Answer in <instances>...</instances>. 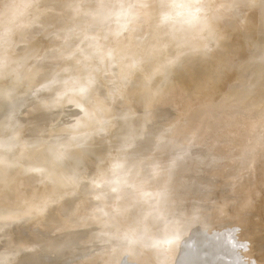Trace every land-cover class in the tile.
<instances>
[{"label":"bare ground","instance_id":"1","mask_svg":"<svg viewBox=\"0 0 264 264\" xmlns=\"http://www.w3.org/2000/svg\"><path fill=\"white\" fill-rule=\"evenodd\" d=\"M9 1L12 2L13 0ZM40 1L24 0L16 12H12L13 8L10 2L7 7H0V15L5 16L0 26V194L6 193L4 195L5 199H11V202L9 201L4 206L6 207L4 210L1 208L3 203L0 206V226L4 222L8 223L9 217L7 216L12 215L13 212L15 215H20L18 219H16L17 217L15 218L16 221L14 223L18 222V224L27 226L28 224H25L22 219L27 216L28 212L25 211L26 209L28 211L29 208H32L31 213L35 211V215L33 214L35 218L31 222L35 229L45 222L44 219L47 218L46 216L51 211L67 214L75 204L80 209L90 205L91 209L84 217L85 221H88L86 229L83 226L85 221L72 222L68 226L65 225L64 228L54 229L48 234H43L40 238H33V242H30L33 246L32 250L38 251L47 244L53 243V247H60L63 245L61 240L69 236L71 232L78 234L77 236L95 237L97 233L101 235L104 231L110 234L106 243L115 241L117 244L111 263L122 255L126 248L135 247L143 240L146 242L152 241L150 242L152 244L150 248L149 245L147 248L151 251L155 250L154 254H157L160 264H212L213 255H222L223 253L227 259L229 258L225 263L247 264L242 259L245 251L243 237L241 236L238 239V234L232 235V233H228V230L226 232V229L224 230L220 226L221 222H218L220 225L217 223V227L215 225L220 232L216 242L214 241L218 236L211 229V235L216 236L215 239L212 240V238L208 239L205 237L206 239L203 238L204 244H202L203 239H201V241H193L190 244L191 246L189 245V248L196 252H201V249L210 246L213 250V255L212 252L208 251L202 260L200 259V262L197 261V263L193 260H186L185 262L181 260V245H176V242L180 241L177 244H181L183 239H192L194 232L200 229L204 222H198V218L200 219L201 217L203 219L202 217L206 214H203V216L200 214L203 211L199 208L203 207V210H205L204 205L201 206V202V204L199 203L200 207L197 201L194 202L193 199V202L191 200L187 201L188 197L187 195L185 196L188 190L194 189L191 185L196 184L197 182H194L197 179L194 182V179H191L193 184L189 181L184 183L185 189L181 191V188L179 191V188L184 186V181L182 182L180 178L181 169H179V164L190 159L185 154L184 147L187 145L190 147L199 145L208 138H213L214 144H212L211 149L205 155L196 153V162L199 165L201 162L205 164L204 161L208 157H214L219 154L217 149L220 147V142L225 143L233 140L237 146H242L245 139L241 137V133H237L235 130L230 131L231 127L236 128V123L242 124L239 122L240 120L232 119V114L237 117L242 114L243 117L248 116V118L251 117L254 120L258 118L253 129H255L254 127L259 129L264 124V120L259 119L261 111H264V34L257 36L250 50L252 60L242 66L238 79L227 89L223 98L210 99L205 102L203 101V95L200 98L192 97L195 92L207 87L208 82L211 84L215 82L214 86L218 87L222 80L226 78V75H229V66H238L236 61L234 63L228 59L224 61L223 57H230L236 60L245 52L242 46L238 48V46L228 43L227 40L229 38L225 36L229 30L228 23L235 21L239 15L240 9L235 5L243 4L242 6L244 7L255 6L261 1L263 3L264 0H220V5L214 8L203 21L193 16L192 10L194 8L197 9V7H192V10H190L189 0H130L133 7L129 4V0L128 3L124 0L123 3L125 2L126 4L123 5L128 4L129 6L125 7L131 6V8H126V10L123 6L126 11L124 12L123 10V16L122 14L120 17L117 16V18H120L117 20L122 22V26L120 25L118 30V43L113 46L110 52L106 41L96 44L93 40L97 25L92 23V20L96 19L97 13L93 16L89 14L83 16L84 18H81L80 25L77 28L73 27L74 30L65 36L67 38L54 40V48L47 51L48 38L57 37L60 30L77 22L86 5L84 3H89V0L76 1L78 4L74 1L77 5L68 12V16H64L63 12H61L62 10L58 8V5L60 7L66 2L65 0H42V5L45 8H50L49 11L43 12L41 11L42 6H38ZM117 1L94 0L93 3L100 5L103 9H107L112 8L114 4H117ZM69 2L72 3L73 1L70 0ZM224 6L229 7V12L225 14L223 20L219 23L222 25L218 24L221 29L218 26L213 27L206 24L208 17L217 18L222 13L220 10ZM36 9L39 12H36ZM200 9L201 6L197 10ZM118 11L120 13V10ZM260 13L264 14V5L260 7ZM115 18L114 21H116ZM251 18L253 19L254 16ZM110 19L113 20V18ZM18 21H23L24 23L19 29L15 30V23ZM37 25L42 26L43 29V33L37 38V41L31 45L23 46L20 50H15L20 41L30 34ZM68 38L69 40H67ZM196 43L197 47L195 46ZM79 45L82 46V52L76 51ZM136 49L141 51L139 52L140 54L133 59L134 61L131 65H127L128 59ZM213 49L215 50L214 54L211 53ZM102 52L105 55L109 53L111 63L105 62L108 63L105 65V71L101 69L91 71L90 69L94 65H98L100 60L105 57V55L102 57ZM213 55H218L217 58L220 62H216L215 58H211ZM85 56L90 62L88 64L90 66L78 68L75 80H62L57 84L67 74L60 72L50 78L45 85H38L36 92L33 94L28 95L25 92L37 85L39 81L46 80V77L53 74L54 69L59 64H62L64 60H71V58L76 57L78 61ZM38 57H41V61L37 59ZM209 63L210 65H207ZM66 65L63 68L66 69ZM199 66L201 67L196 68ZM208 66L210 67L208 68ZM198 69L202 71L197 73ZM98 72H107L102 77V82H106V88L103 87L101 82H97L96 75ZM119 86H122V93L123 91L124 93L117 97L116 93L119 90ZM68 89L74 92L75 96L68 100L66 106H63V102L59 98H62L60 96ZM238 92L240 93L238 94ZM41 96L44 99L42 102H34L36 98ZM182 102L185 107L181 110V108H178V104ZM188 103L190 106H188ZM167 104L174 106L175 109L171 111V115H168L170 120L165 122L164 118L160 119L155 117V115ZM24 108H28L26 111L27 132L23 150H21L19 143L20 135L25 128V124L22 122ZM62 109H65L63 111L66 113L69 129L46 141L45 135L57 116L62 113ZM221 113L230 115V118L219 126H212V122L216 119L215 115H220ZM9 118L14 119V129L6 133L2 129V122ZM248 121L251 122L250 120ZM200 123H202V128L198 129L197 125ZM166 127L168 128L163 131ZM160 131L163 132L159 133ZM187 134L189 135L187 136ZM58 135H61L60 140H58ZM113 150L117 152V157H114L115 159H112L109 164L103 165L102 162L105 163L104 160L108 157L106 155L113 152ZM253 152L250 151L249 155ZM37 154L38 156L36 157ZM112 154L110 153L109 155L111 156ZM31 156H35V158L32 159ZM251 156V159H256L255 153ZM23 158L29 160L31 164L26 168V171L24 170L26 166H24V169L22 168V171L7 170L6 167H3L15 162L21 163ZM45 164L48 165L47 168L44 167ZM75 164H83L87 167L81 172L83 173L82 176H80L81 174L78 175L79 172L67 169L68 166L71 169H75L72 167ZM206 165L207 163L205 167ZM205 167L202 168V171H205ZM157 168L162 169L164 175H169V181L165 182L167 184L161 185L160 181L162 183L163 181L156 176L161 174L156 173L158 171ZM263 171L259 174V179L264 178ZM84 172L86 173L85 175ZM94 172H97L96 174L99 172L98 176L94 175L95 177L97 176L96 178L90 174ZM75 175L76 177H74ZM42 179H44L43 186L40 185L41 187L36 189V186L39 185L38 181H42ZM92 179H95L97 186L94 185ZM211 181L213 182V180ZM24 182H27L30 189L34 190L33 194L31 193L32 195L28 196V190L24 188L27 184L25 185ZM150 182L153 184L154 182H159L157 187L164 188V191L163 189L162 191L160 190V193L165 194V197L162 194L164 199L161 204L157 203L158 200H154L155 195L158 194V197L161 198V194L158 193L157 187L155 188L157 192L152 194L156 191L152 190L153 192L151 193L149 190L152 187L149 185ZM114 185L115 188L117 187V194L114 192ZM196 185L198 186V184ZM111 186H113V197L109 196L110 188L112 190ZM200 186L199 183L198 187ZM206 188L205 191L203 188V196L206 194ZM149 191L150 193H148ZM190 192L193 195V191H189L187 194H190ZM219 193L221 194L220 198H218L219 201L225 203L226 194L224 192ZM195 194L193 195L194 199L198 198L199 200L200 197H197V193ZM90 195L94 196V199L90 197L91 201L87 199ZM48 196H51L53 200ZM184 196L187 199L183 198ZM200 196L202 195L200 194ZM46 197L51 200L47 201ZM26 198H28L27 201L31 199V207L29 208L25 207L30 206L29 204L25 205L27 202ZM77 199L82 202L79 204L78 202L80 201ZM92 199L94 200L93 202ZM152 200L156 202V205ZM118 201L124 208L115 212L116 209L113 210L111 207H117L116 203ZM151 202L153 203L152 206ZM23 206L25 207V213L22 210L24 209ZM236 208L237 206L229 208L227 211L229 214H234L236 210L242 207ZM209 209L212 210L211 208ZM170 211H172V214ZM227 211L224 212L226 215L228 214ZM150 212L154 221L165 225L166 222H170L171 216L181 218L192 214L194 216L193 219H195L199 212L200 217L197 216V220L185 223V225L180 224V226L179 224L176 226L177 223L173 225L172 219V223H169L168 231L159 234L155 233L150 236L145 234V230L148 228L143 222L144 218L150 215ZM31 213H28V215L32 216ZM210 214L213 213L210 212ZM15 215L13 214V217ZM116 216L121 218L118 219ZM206 216L209 217L208 214ZM256 216L252 218L254 224L251 230L252 234L256 235L255 238H259L257 240L258 250L256 249L257 252L255 251L254 257L259 263H263L261 260L264 261V253H262L263 249L259 247L264 246V243L260 245L261 240H264L260 239L264 234V216L260 215L259 220L255 218ZM12 219H9V221ZM30 220L28 221L30 222ZM134 220H137L138 224ZM222 220L225 222L226 219L223 218ZM232 220H229L231 221L230 223H232ZM207 221L208 223L210 222L209 219ZM207 221L205 220V222ZM205 222L203 223L204 226ZM234 222L233 225L238 223ZM230 223H228L229 226L231 225ZM238 224L241 225V219ZM121 225L125 227L124 233L118 230ZM12 226L10 232L13 235L17 228L16 225ZM10 232L0 228V239L4 240L10 235ZM121 233L124 236H119ZM207 233L210 234L209 232ZM165 237H170L173 240L172 243L164 241L166 243L164 244L165 248L161 250L158 246L162 244H157ZM170 239L167 238V240ZM251 240L252 238L248 242L251 243ZM167 244H170V246ZM166 246L169 248L167 249ZM18 251L14 246L7 243L5 248L0 251V264H11L12 261L13 264H22V259L30 255L34 256L37 252L27 253L25 250L24 253L23 251ZM75 251H78V247H70V249H66L64 254L70 256ZM219 252L221 253L219 254ZM36 255L40 256V258L34 264L51 262L47 252L36 253ZM222 256L219 259L221 261L223 260ZM217 259L216 261H218ZM86 260L88 261L89 259L86 258ZM52 264L56 263L53 262Z\"/></svg>","mask_w":264,"mask_h":264},{"label":"rangeland","instance_id":"2","mask_svg":"<svg viewBox=\"0 0 264 264\" xmlns=\"http://www.w3.org/2000/svg\"><path fill=\"white\" fill-rule=\"evenodd\" d=\"M65 1H66L65 2L66 4L63 3V5H61L60 7L58 5V8L62 10L61 12H63L64 16H68V12H70L78 4L76 1L80 2L81 0H72L73 2L75 1L77 4H75V2L74 3L69 2L70 0H65ZM83 1H85V0H83ZM123 1L124 0H118L116 2L117 4H114V6L112 8H107V9H103V7H101L100 5H95L93 3L94 0H89V3L87 2L89 5L87 3H84L86 5L84 7L82 14L79 16L77 22H74V23L70 24L68 27L60 30L57 37L54 36V37L48 38V40H47V43H48L47 51L54 48V46H53L54 40L67 38L65 36H67L68 34H70L74 30L73 27L77 28L80 25L81 20L84 18L83 16H86L88 14L93 16L95 13H97V17H95L96 19L92 20V23L97 25L96 26V32L93 35V40L96 42V44H101V42L106 41L108 46H109L108 50L110 52L112 50L113 46L117 45L118 39H119L118 38V32L119 31L118 30H119V27H120L122 22L118 21L120 18H117V16L120 17L121 14L123 16L124 12L127 9L131 8V6L133 7V5H131L132 0L131 1L129 0V4L131 6L128 8L125 7V6H129L128 4L123 5V4H126L125 3L126 1L128 3V0H125L124 3H123ZM9 2H10L9 0H0V7H4V8L7 7ZM23 2H24V0H13L12 2H10L12 5V8H13L12 9L13 11L12 10L11 11L12 12L18 11ZM189 2H190V7H191L190 10H192V7H197V9H198V7L200 8V6H201L200 10H197L195 8L192 10L193 16H195L196 19H198L200 21L205 20L206 16H208L209 13L212 10H214V8H216L218 5H220V0H210L208 2H207V0L206 1L205 0H189ZM261 2H259L258 5H255V6L244 7V6H242L243 4L235 5L236 7H238L240 9V11L238 12L239 15L237 16L238 18L235 21L233 20V21H230L228 23L229 24V26H228L229 30H228L227 34H229V35L227 36V34H226L225 36H226V38H229V39L231 37L230 40L229 39L227 40L228 43H231L232 45L238 46V48H239V46H242V48H243V50H245V52L242 54V56L238 57L236 60H233L230 57H225V58L223 57L224 61L226 59L230 60V62L233 61L232 63H234V61H236L238 66L237 67H234L231 65L229 66V68H230L229 75H226V78H224L222 80V82L220 83V85L218 87L214 86L215 82H213V84L208 82L207 87H205L204 89H202L200 91L195 92L192 95V97H195V98L199 97L200 98L203 95V101H205V102L209 101L210 99L217 100V99L223 98L225 93L227 92V89L230 88L235 83V81L238 79V76L240 75V72L242 70L241 69L242 66L244 64H246V62L252 60V58H251L252 53H250V50L253 47L254 41L256 40L257 36L259 37V36L264 34V32H263V30H264V14L260 13V7L264 5V2L263 3H261ZM87 5H88V7H87ZM117 5L120 6V7L118 6L119 9H118ZM38 6L39 7L42 6L41 7L42 12L50 10V8H48V7L45 8L42 5V0L38 3ZM123 6L125 9L126 8L127 9L125 10L123 8ZM91 7L93 10L91 9ZM115 7H117V9L120 10V13L117 9L114 10ZM228 8H229L228 6H224V8L222 10H220L222 13L219 11V13H221V14L217 18H215V17L212 18L209 16L210 18L208 17L206 24L213 26V27L218 26V24L223 20V17L225 16V14L229 12ZM136 9H137V7H136ZM121 10H122V12L124 10V12L122 13ZM36 12H39V10L36 9ZM113 15H114V17H116L115 18L116 21H114ZM252 16H254L253 19L251 18ZM110 18H113V20H111ZM4 19H5V16L0 15V26L2 25V21ZM23 23H24L23 21L16 22L14 29L15 30L19 29L23 25ZM219 25L221 26L222 24H219ZM220 26H218V28ZM35 28L37 29V31H35L36 30ZM34 29L31 31L30 34H28L23 40L20 41V43L15 48V50H20L23 46H26L29 44L31 45L37 41V38L43 33V29H42V26H40V25L35 26ZM219 29H221V28H219ZM60 35L63 37H61ZM67 40H69V38ZM249 42H251V44H249ZM210 45H212V44H210ZM195 46L197 47V43L195 44ZM81 47L82 46L79 45L77 47L76 51L82 52L83 49ZM214 51L215 50L213 49L211 53L214 54ZM139 52H141V51L139 49H136L133 52V55L128 59L126 64L131 65L134 61L133 59H135V57L138 54H140ZM103 55H105V54L102 52V57H103ZM109 56H110L109 53H107V55H105V57L102 60H100L98 65H96V66L94 65V67L90 70L91 71H93V70L97 71V70L101 69V70L105 71L106 70L105 65L108 63H111V59H109L110 58ZM213 56L211 58H215L216 60L215 59L214 60L216 62H220L217 58L218 55H215L214 57ZM107 57H108V59H107ZM40 58L38 57L37 59L40 60ZM207 58H209V57H207ZM78 61H77L76 57L71 58V60H69V59L64 60V62L62 64H59L54 69L53 74L46 77V80L44 79L43 81H39L37 85H34L30 90H27L25 92L28 93V95L33 94L34 92H36L35 90H37L38 85H40V86L45 85L46 82H49L48 80H50V78H52L55 74H58L60 72L65 73V74L67 73V74H66V77L59 80L57 82V84H59L62 80L63 81L75 80L77 77V69L78 68L90 66V65H88V64H90V62L88 61L86 56L83 57L82 60H78ZM105 62H108V63H105ZM103 63H105V64H103ZM65 65L67 66L66 69L63 68ZM207 65H210V63ZM200 67L201 66L196 67V68H200ZM209 67L210 66H208V68ZM213 67H215V66H213ZM201 71H202L201 69H198L197 73H200ZM105 73H107V72H101V73L98 72L96 75V79H98L97 82L98 81L101 82L103 87L106 88V85H105L106 82H104V81L102 82V79H103L102 77ZM118 88H119V90L116 93L117 97L121 96L124 93V91L122 93V90H123L122 86H119ZM66 92H68V93H66ZM239 93L240 92H238V94ZM43 96H44V94H43ZM43 96L36 98L34 100V102H37V103L42 102V100H44ZM74 96H75L74 92H72L70 89H68L63 93V95L60 96L62 98H59V99L61 102H63L62 105L66 106L68 100L73 98ZM114 99H115V97H114ZM184 105L185 104L183 102L179 103L178 108H181V110H182L185 107ZM89 106H91V105H89ZM188 106H190L189 103H188ZM27 109L28 108H24L23 116H22V122H24L25 128L23 129V131L20 135L19 145H20L21 150H23L24 139H25L26 132H27V130H26V128H27V121H26ZM174 109H175L174 106H172V105L170 106L167 104L160 111H158L156 113L155 117L160 118V119L164 118L165 122H167L168 120H170L168 115H171L170 113ZM63 110H65V109H62L61 110L62 113H60L57 116L56 120H54V122H53V123H55L54 126L52 123L50 128L48 129V131H47L48 133H46V135H45V137L47 139L46 141H48L49 138H50V140L53 139L54 137L57 136V134L63 133V132H65L64 130L67 131L69 129L68 124H67L66 113ZM233 113H234V111H233ZM172 114H175V113H172ZM182 114H183V112H182ZM215 116H216L215 117L216 119H214V122H212V124H213L212 126H216V125L219 126V125L225 123L230 118L229 117L230 115L228 116V115H224L222 113L220 115H215ZM233 116L234 115L232 114V119H238V120H240L239 122H241L242 124L236 123L237 124V125H235L236 128L234 129V127H231L230 131L235 130V132L241 133V137L243 139H245V142L242 143L243 144L242 146H237L236 142H233V140H231L229 142H225V143L220 142V145H219L220 147L217 149L219 154L215 155L214 157H208V159H205L204 162H205V164L207 163L206 167H205V164L202 162L200 163V165L197 164V162H196L197 154L196 153H201L200 155H205L206 152L211 149L212 144H214L213 138H210V139L208 138L207 140H205L203 143H201L199 145H193L191 147L187 145L186 147L183 148V150L186 151L185 154L189 156L190 159L188 161H190V162L187 163L188 161L186 160L185 162L187 164L185 162L179 164V169H181V172H180V178L182 179L181 181L182 182L184 181L183 182V184H184V183H188V181L191 182L192 178L194 179V180L192 179L193 182L197 179V181H195L194 183L197 182L196 184H198V186L200 183L201 188L198 187L196 184H194V185H191V186H193L194 189L188 190V192L187 191L186 192L189 193V191H193V195H196L195 193H197V195H198L197 197H200L199 200H201V201H199L198 198H196L197 200L194 199L195 197H193L191 192H190V194H187V193L185 194V196L187 195L188 199L185 196L183 198L187 199V201L191 200V202H193V200H194V202L197 201L199 206L202 203L201 206L204 205L205 210H203L204 209L203 207L199 208V209H201V211H203L204 213L201 212L199 209L198 210H199V212H201L200 213L201 216H203V214H206V215L208 214L209 217H207L205 215L204 217H202L204 219L203 220L199 216L200 214L198 212V215L196 213H195V215L199 216L200 219L197 216H195V219H193L194 216H192V214L187 215L185 217H181V218H177V217L174 218L171 216L170 219L171 220L173 219V222H174L173 225H175V223H177L176 226L178 224H179V226H180V224L185 225V223H190L192 221H195V220H197V218H198V222H201V221L205 222V220L207 221L208 219L210 221L209 223H208V221L205 222V226H204V224H203L204 222H203L201 228L197 229L196 232H194V234L192 235L193 236L192 239L191 238L189 240L183 239L181 244H177V242H180V241L176 242V245H179V246L181 245V249H182L181 260L183 262H185L186 260H193L195 263H197V261L200 262V259L202 260L203 256H205V253H207L208 251L212 252V255H213V250L210 246L209 247L207 246V247L201 249V252L192 251L189 247L191 246L190 244L193 241L198 242V240L201 241V239H203V238L204 239H206V238L211 239L212 238V240L215 239L216 236L211 235L212 230L215 231L216 235L218 236L214 241V242H216L219 238V235H220V232L216 227L221 224L220 226L224 230L226 229V232L228 230V233H232V235L238 234V236H239L238 239H240L241 236L243 237V241L245 243L244 244L245 245V247H244L245 251L243 253L242 259L244 262H246L247 264H264L263 260H261V262H263V263H259L254 257L255 251L257 252V250H258L257 249V247H258L257 240H259V238H255L256 235L252 234V231H251L253 229V224H254L252 218L257 215L255 218L259 220L260 215L264 216V178L259 179V174L264 169V165H263V163H264V147H263V145H264V124L261 125V127L259 129H257L256 127H254L255 129H253V126H255V123L257 122L258 118H256V120H254L251 117L248 118V116L243 117L242 114L239 115L238 117L237 116L233 117ZM259 119L264 120V111L263 110L261 111V115L259 116ZM248 120H250L251 122L253 121V123L249 122ZM196 123H198V122H196ZM2 125H3L2 126L3 131H5L6 133H9L10 131H12L14 129V119L9 118V119L4 120L2 122ZM167 128L168 127L164 128L163 131H165ZM197 128L198 129L202 128V123L198 124ZM163 131H160L159 133H162ZM188 135L189 134H187V136ZM60 138H61V135H58V140H60ZM45 144H47V143H45ZM250 151H254V152L249 155ZM113 152H110L111 154L113 153L111 156L109 155L110 153L106 155L108 157L105 158V160H104L105 163L102 162L103 165L109 164V162L112 159H115L114 157H117V155H118L117 152L115 150H113ZM254 153H255L256 159H251V157H252L251 155ZM37 156H38V154L36 155V157ZM248 156H249V158H248ZM31 158L33 159V158H35V156H31ZM206 161H209V162H206ZM202 164H203V166H201ZM30 165L31 164H30L29 160H26L25 158H23V161L21 163L15 162V163H12L11 165H6L3 167H6L7 170L22 171L24 169V166H26L24 169L26 171V168H28ZM46 165L47 164H45L44 167L47 168L48 165L47 166ZM49 166L51 167L50 164H49ZM72 167L75 169H71L70 166H68L67 169L70 171H73V172H79L78 175L81 174L80 176L83 175V173H81V172H83L84 169L87 168L83 164H75V165H72ZM103 167L105 168V166H103ZM203 167H205V169H204L205 171H202ZM6 168H4V169L6 170ZM157 170H158L156 172L157 174L161 173V174L156 175V176L160 177V179L157 177L159 180L162 179L163 183L160 181L161 185L167 184L165 182L169 181V179H170L169 175H164L162 173V169L160 170V168H157ZM263 172H262V174H263ZM96 173L94 172V173H90V174H91V176L96 178L99 175V172H98V174H96ZM85 174L86 173L84 172V175ZM95 174L97 175L96 177L94 176ZM215 176H217V177H215ZM263 176H264V174H263ZM74 177H76V175ZM165 178H166V181H165ZM213 178L214 179L217 178L216 180H218V181L214 180ZM92 180H93L92 182L94 183V185L97 186L95 179H92ZM211 180H213V182ZM43 181H44V179H42V181L41 180L38 181L39 185L36 186V189H39L41 186H43L42 185ZM214 181H215V184H214ZM193 182H191V184H193ZM24 183H25V185L27 184V182H24ZM93 183H92V185H93ZM157 184L159 185V182L158 183L154 182V184L150 182L149 185H150V187L151 186L152 187L149 190L151 191V193L156 189L159 190L158 193L161 194V196H160L161 198H159L158 194L156 193L157 195L154 196V198H155L154 200L155 201L161 200L160 202L157 201L158 204H161V202L163 201V199L165 197V194L162 192L160 193V190L162 191V189H163V191H164V188L157 187ZM154 185H155V187H154ZM27 186H28V184L24 188L28 190V192H27L28 196L32 195L33 194L32 192L34 190L30 189L29 186H28L29 187L28 188ZM202 186L204 188V191H205V188L207 187L206 190L208 191V193L206 191L205 196H203L204 194H202V192L204 193ZM204 186H206V187H204ZM111 187H112V190H111V188L109 190V196L110 197L113 195L112 193H114V192L116 194L118 193V191L116 189L117 187L115 188V185H114V189L116 191L114 190V192H113V186H111ZM185 187L186 186L184 184V186L179 188V191L181 190V188H182L181 191H183V189H185ZM158 188H161V189H158ZM29 190H30V192H29ZM157 190L154 191L152 194H155V192H157ZM194 190H196L198 192H195ZM150 191L148 193H150ZM199 192L202 196H200ZM219 192H224L226 194L225 197H227V199L224 201L225 203H222L219 201L218 198H220V196H221V194ZM5 194L6 193L0 194V202H1L0 206L3 203L2 207H1L3 210L6 208L4 206L7 205L9 203V201L11 202V199L9 200V198L5 199V197H4ZM162 194L164 195V197H162ZM189 195L190 196L192 195L191 196L192 198ZM1 196H2V198H1ZM123 196H125V194H123ZM48 197H51V196H48ZM88 197H87V199H89V201H91V198L94 199L93 195L92 196L90 195ZM157 197H158V199H157ZM189 197H190V199H189ZM27 199L28 198H26V201H27ZM43 199H45V198H43ZM51 199L53 200L52 197H51ZM51 199L47 198L46 200L48 201ZM93 199H92V202L94 201ZM6 200H8V201L5 202ZM77 200L80 201V199H77ZM154 200H152L153 203L155 202ZM27 202L25 203V205L29 204L30 206H25V207L26 208L31 207V204H30L31 199H29ZM81 202L82 201H80L78 203L80 204ZM153 203L151 202V206L153 205ZM203 203H205V204H203ZM23 205H24V203H23ZM116 205H117V207H111V209H113V210L116 209L115 212H117V210L120 211L124 208V206L119 201L116 203ZM155 205H156V202H155ZM128 206H130V205H128ZM236 206H237V208H241V207L242 208L238 209L239 211L236 210L234 214H229L227 210L229 208H233V207L235 208ZM25 207H24V209H22L23 212L25 210ZM209 208H211L212 210H210ZM90 209H91L90 205H88L87 207H85L83 209H80L75 204V206L72 207L70 209L71 211H69V213L67 212V214L66 213L63 214V213H60L57 211H55V212L51 211L50 214H48L46 216L47 218L44 219L45 222L41 223L39 225V227H37L35 229L33 227V224L31 225V222L33 221L32 219L35 218L33 216L35 211H33L34 213L30 212V211H32V208L31 209L29 208L28 211L26 209V211H25V212L31 213L32 216L30 214H29L30 215L29 216L27 213V216L23 217V219H22V221L25 222V224H28L27 226L18 224V222L14 223L16 221V219L19 218L20 215L18 216V214L15 215L14 212L12 213L11 211H7L8 213H12V215H9L7 217H9V219H11V218H13V219L10 221L8 219V223L4 222L3 225L0 226V228H2L3 230H9V232H10L12 229L11 226L13 225L12 227H14L16 225L17 229L13 233V235L17 234L18 236H13L12 233L10 232L9 233L10 235L8 237H6L4 240L0 239V246H1L0 251H2L5 248L6 244L8 243L9 245L14 246L17 249V252H19L18 250L23 251L24 253H25V250L27 253L34 252V251L36 252L37 250H32L33 246L30 243V242H33V238H40V236H42L43 234H48L49 232H51L54 229L64 228L65 225L68 226L72 222H79V221L84 222L85 221L84 217L86 216V214L89 213ZM213 210L215 211V213ZM225 211H227V213H228L227 215H226V213H224ZM170 212L172 214V211H170ZM205 212H207V213H205ZM210 212L213 214H210ZM220 212H223V213L220 214ZM8 213H7V215H8ZM24 213H23V215H24ZM13 214L15 215V217H13ZM149 214L150 215L146 216V218H144V220H143V222L145 223V226L148 228V229L144 228V229H146L145 230L146 235L152 236L155 233L159 234V233H162L164 231L169 230V225L172 223L171 220H170V222H166V225L165 224H159L156 221H154V219L151 218V215H152L151 212ZM218 214H219V216L217 217ZM26 217H28L29 219ZM30 217H32V218H30ZM116 217H118V219L121 218L120 216H116ZM168 217H169V214H168ZM233 217H235V218H233ZM223 218L226 219L225 222H224V220H222ZM27 219L28 220L31 219L30 222ZM232 219L238 223H239V220L241 219V225L242 226L239 225L238 223L233 225L234 221ZM229 220H232V223H230L231 221H229ZM184 221H186V222H184ZM226 221L228 223H230L231 225L229 226V224ZM218 222L219 223L221 222V223L219 224ZM135 223L138 224V221L136 220ZM217 223H218V225H217ZM87 224H88V221H85L83 223V226L85 229L88 227ZM126 224H128V223L126 222ZM167 224H168V227H167ZM215 225H216V227H215ZM124 226H125V224H124ZM124 226L123 225H121V227L119 226L118 230L119 231L121 230L123 232V230L125 229ZM241 227H243V228H241ZM229 228L231 229V231ZM135 229H136V227H135ZM207 232H209L210 234H208ZM123 233H121V235H119V236H124ZM197 234H199V235H197ZM77 235L78 234H74L73 232H71L69 234V236H66L61 240V242H63L62 246L53 247L54 243L53 244H47L45 247L41 248V250L39 249L36 253L40 254L43 252H47V256L51 260V262H48L47 264H52L53 262H55L56 264H58V263L59 264H106V262L110 258L111 259H110V261L107 262V264H160V262H159L160 260L157 258L158 257L157 254H154L155 250H153V251L149 250L150 245H152V244H150V242H152V241H150V242L148 241L149 242V244H148V242L142 240L135 247L131 246L129 248H126L125 249L126 251H124V253L122 255L118 256V258L113 263H111L112 262V256L114 258V250H115V247L117 244L115 243V241L106 243V240L110 237V234L108 232L103 231L101 235H99L97 233V235L95 237L89 236L90 238L87 236H77ZM195 235H197V236H195ZM232 235H229V236H232ZM167 238L170 239V237H165L164 238L165 240L161 239L159 241V243L157 245L162 244L161 246H163V247L158 246V248L163 250L162 248H165L164 244H166L168 242L172 243L173 239L167 240ZM250 238H252L251 243L248 242L250 240ZM204 239L202 240V244H204ZM260 239H264V234L261 236ZM161 241L162 242L165 241L166 243L165 242L162 243ZM261 241L262 242L260 243V245L262 243H264V240H261ZM226 242H228V241H226ZM246 242H248V243H246ZM18 244L19 245L21 244V245L19 246ZM148 245H149V248H147ZM167 245L170 246V244H167ZM75 246L78 247V251H75L70 256H68L67 254H64L66 249H70V247H75ZM168 246H166L167 249L169 248ZM263 247L262 246L259 247V248L263 249L262 253H264ZM164 251H166V250L164 249ZM221 252H219V254ZM36 253L34 256L30 255L29 257L27 256L25 259H22L21 263L22 264H34L35 261L38 260V258H40V256L36 255ZM216 255H218V254L213 255V259L211 261L212 264L214 262H215V264H218L221 261L219 259H220V256H222V255H218V256H216ZM247 255H249V256H247ZM223 256L221 258H223V260H225V261L222 260L219 264H221V263L224 264L226 262V260L227 261L229 260V258L228 259L226 258V255H223ZM217 257H219V258L217 259ZM86 258H88L89 260L87 261ZM216 259L218 261H216ZM229 263L227 262L225 264H229ZM11 264H13V261ZM235 264H236V262H235Z\"/></svg>","mask_w":264,"mask_h":264}]
</instances>
